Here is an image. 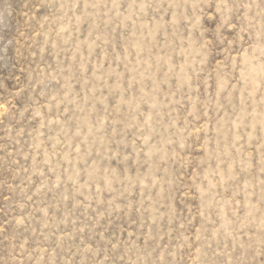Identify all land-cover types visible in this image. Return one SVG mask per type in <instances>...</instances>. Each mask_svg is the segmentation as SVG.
<instances>
[{"label": "rangeland", "instance_id": "rangeland-1", "mask_svg": "<svg viewBox=\"0 0 264 264\" xmlns=\"http://www.w3.org/2000/svg\"><path fill=\"white\" fill-rule=\"evenodd\" d=\"M0 264H264V0H0Z\"/></svg>", "mask_w": 264, "mask_h": 264}]
</instances>
